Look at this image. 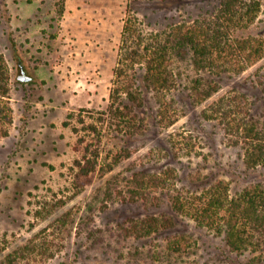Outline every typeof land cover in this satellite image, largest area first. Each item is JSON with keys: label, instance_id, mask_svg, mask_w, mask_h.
I'll list each match as a JSON object with an SVG mask.
<instances>
[{"label": "rangeland", "instance_id": "1", "mask_svg": "<svg viewBox=\"0 0 264 264\" xmlns=\"http://www.w3.org/2000/svg\"><path fill=\"white\" fill-rule=\"evenodd\" d=\"M219 1L0 0V53L12 75L14 109L10 134L0 137V264H245L222 237L174 213L163 197L132 200L128 191L135 166L187 169L185 162L162 158L159 147L171 133L203 134L205 127L214 133L216 155L225 153L221 171L234 189L264 182L263 169L245 167L237 150L222 142L220 127L201 123L202 110L233 89V82L200 104L185 100L186 115L164 130L155 122V98L145 132L134 138L107 137L102 121L128 14L135 10L146 23L156 15L182 19L188 12L197 15L199 5L211 8ZM262 65L264 59L238 81L252 79ZM177 66L183 76L198 74L189 58ZM118 153L122 160L113 164ZM79 163L96 167L82 190L75 182ZM114 176L120 181L110 197L107 181ZM161 214L172 217L174 226L160 236L137 239L116 232L131 219ZM181 233L192 243L186 254L159 257L163 238Z\"/></svg>", "mask_w": 264, "mask_h": 264}, {"label": "trees", "instance_id": "2", "mask_svg": "<svg viewBox=\"0 0 264 264\" xmlns=\"http://www.w3.org/2000/svg\"><path fill=\"white\" fill-rule=\"evenodd\" d=\"M262 10V0H220L211 8L199 5L197 15L188 12L182 19L175 14L156 15L146 23L135 10L129 13L111 103L102 117L106 136L119 140L143 134L153 98L157 105L153 113L156 125L164 130L186 115L185 100L200 104L231 80L233 89L202 110L201 123L220 127L222 142L237 150L245 167L264 170V65L255 70L252 79L238 81L248 68L264 59ZM187 58L197 75L183 76L182 71H177V61ZM11 78L0 53V137L10 134L14 122ZM203 129V134L191 130L171 133L167 145L159 147L162 158L185 162L187 169L178 170L174 165L161 172L143 166L131 169V199L163 197L174 213L222 237L232 253L245 259V264H264V182L234 189L231 179L221 171L225 153L216 155L214 133ZM124 150L130 156L128 147ZM121 154L116 155L113 164L121 162ZM79 165L75 182L82 190L92 181L90 174L96 167ZM114 178L117 180L107 181L110 197L120 181ZM128 222L120 225L118 235L143 239L153 234L160 236L174 226V219L165 214ZM163 239L167 241L157 252L162 259L183 257L192 245L182 233Z\"/></svg>", "mask_w": 264, "mask_h": 264}, {"label": "water", "instance_id": "3", "mask_svg": "<svg viewBox=\"0 0 264 264\" xmlns=\"http://www.w3.org/2000/svg\"><path fill=\"white\" fill-rule=\"evenodd\" d=\"M20 65H21L22 73L25 74L26 71H25L23 65L22 64H20ZM27 78H31V77L28 76ZM19 79H23V78L20 76Z\"/></svg>", "mask_w": 264, "mask_h": 264}]
</instances>
